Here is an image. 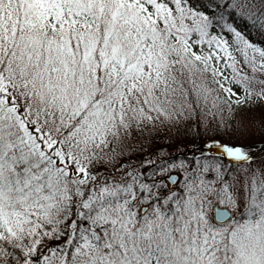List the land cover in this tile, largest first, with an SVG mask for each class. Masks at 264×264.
Returning a JSON list of instances; mask_svg holds the SVG:
<instances>
[{
    "label": "snow or ice",
    "instance_id": "obj_1",
    "mask_svg": "<svg viewBox=\"0 0 264 264\" xmlns=\"http://www.w3.org/2000/svg\"><path fill=\"white\" fill-rule=\"evenodd\" d=\"M0 264H264V0H0Z\"/></svg>",
    "mask_w": 264,
    "mask_h": 264
},
{
    "label": "rangeland",
    "instance_id": "obj_2",
    "mask_svg": "<svg viewBox=\"0 0 264 264\" xmlns=\"http://www.w3.org/2000/svg\"><path fill=\"white\" fill-rule=\"evenodd\" d=\"M245 142H247V141H245Z\"/></svg>",
    "mask_w": 264,
    "mask_h": 264
}]
</instances>
